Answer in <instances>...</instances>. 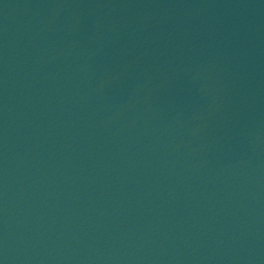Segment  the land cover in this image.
<instances>
[{"label": "water", "instance_id": "95a60500", "mask_svg": "<svg viewBox=\"0 0 264 264\" xmlns=\"http://www.w3.org/2000/svg\"><path fill=\"white\" fill-rule=\"evenodd\" d=\"M0 264H264V0H0Z\"/></svg>", "mask_w": 264, "mask_h": 264}]
</instances>
